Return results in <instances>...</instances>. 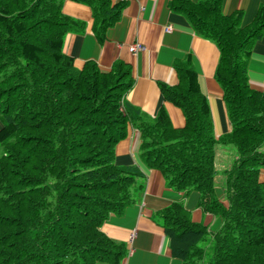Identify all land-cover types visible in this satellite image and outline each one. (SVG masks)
<instances>
[{
  "label": "trees",
  "instance_id": "16d2710c",
  "mask_svg": "<svg viewBox=\"0 0 264 264\" xmlns=\"http://www.w3.org/2000/svg\"><path fill=\"white\" fill-rule=\"evenodd\" d=\"M64 1L0 0V264H122L125 245L101 228L144 191L142 170L115 162L129 125L141 134V162L174 190L197 191L200 208L221 219L211 234L180 202L160 212L172 256L182 264H264V92L251 88L247 68L264 8L242 28V15H224L221 0L169 2L219 50L215 79L232 129L216 139L190 55L174 65L177 86L159 84L164 101L183 112L186 125L175 129L164 105L151 118L126 103L130 66L78 69L64 54L66 35L83 27L62 12ZM70 1L91 8L100 43L126 7ZM219 144L237 156L225 172L227 206L216 194Z\"/></svg>",
  "mask_w": 264,
  "mask_h": 264
},
{
  "label": "crops",
  "instance_id": "0c3cea01",
  "mask_svg": "<svg viewBox=\"0 0 264 264\" xmlns=\"http://www.w3.org/2000/svg\"><path fill=\"white\" fill-rule=\"evenodd\" d=\"M123 1L126 7L120 20L108 29L105 41L100 43L93 31L91 8L65 0L62 12L82 23L83 27L75 28L66 35L64 54L73 58L78 69H82L87 62H94L102 71H110L116 62L130 66L134 84L126 95V103L151 118H155L164 105L175 129H182L186 125L183 112L164 101L159 84L177 86L179 75L174 65L190 55L201 92L209 102L215 138L230 133L232 127L223 91L215 79L219 61L217 46L198 36L183 16L173 13L169 8L171 0H111L113 5ZM221 1L224 15H242V28L250 26L264 8V0ZM168 27H171L170 32ZM135 44L141 45L143 49L131 52L130 48ZM247 68L251 88L264 92V33L253 46ZM2 127L0 120V129ZM141 143L140 132L129 125L126 138L116 146L115 162L118 166L139 167L145 175L144 191L136 204L128 207L123 215H111L102 225L101 231L112 241L125 245L127 254L122 264H182L172 256L169 240L157 219L159 213L173 203L180 202L190 212L192 221L207 227L211 234L218 230L221 219L200 208L197 191L187 194L178 192L167 185L160 171L148 169L139 157ZM229 156L233 157V154L228 155L222 147L217 146L216 191L226 206L223 180L226 167L231 165ZM232 157L230 159L234 161L237 156ZM261 181H264V170L261 172Z\"/></svg>",
  "mask_w": 264,
  "mask_h": 264
},
{
  "label": "rangeland",
  "instance_id": "374dc122",
  "mask_svg": "<svg viewBox=\"0 0 264 264\" xmlns=\"http://www.w3.org/2000/svg\"><path fill=\"white\" fill-rule=\"evenodd\" d=\"M217 146H220V147H222L223 149H224V152H226V153H228V155L229 154H233V157L232 156H229V162H230V160H231V165H230V167H226L227 168V170H225L226 172H229L232 168V164L234 163V161L237 159V157H236V159L233 161V159H230L231 157L232 158H234L235 157V153H236V150H235V148H234V146L233 145H222V144H219V145H217ZM216 149H217V147H216ZM228 159V158H227ZM216 162V161H215ZM222 175V174H221ZM260 179H261V175H260ZM223 180V179H222ZM224 182V184H225V175H224V180H223ZM262 182H264V181H262ZM223 188H224V185H223ZM216 194H217V191H216ZM225 194V193H224ZM208 243V242H207ZM206 243V246L208 245ZM210 244V243H209ZM208 249H210L211 248V244L210 245H208V247H207ZM211 261V257H208L207 258V263H209Z\"/></svg>",
  "mask_w": 264,
  "mask_h": 264
},
{
  "label": "built area",
  "instance_id": "2783aa9c",
  "mask_svg": "<svg viewBox=\"0 0 264 264\" xmlns=\"http://www.w3.org/2000/svg\"><path fill=\"white\" fill-rule=\"evenodd\" d=\"M167 29L169 32L171 31V27H168ZM142 49H143V47L141 45L135 44L130 48V51L133 53H136L137 51L142 50Z\"/></svg>",
  "mask_w": 264,
  "mask_h": 264
}]
</instances>
